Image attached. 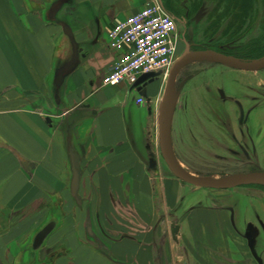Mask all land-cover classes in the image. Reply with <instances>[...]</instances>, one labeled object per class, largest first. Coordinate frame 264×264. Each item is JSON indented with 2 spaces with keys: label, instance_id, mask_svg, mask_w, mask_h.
Returning a JSON list of instances; mask_svg holds the SVG:
<instances>
[{
  "label": "crops",
  "instance_id": "obj_1",
  "mask_svg": "<svg viewBox=\"0 0 264 264\" xmlns=\"http://www.w3.org/2000/svg\"><path fill=\"white\" fill-rule=\"evenodd\" d=\"M56 1L0 0V264H227L244 249L241 224L155 158L166 79L103 84L121 55L109 31L158 0H70L51 19ZM63 23L82 51L57 88L73 53Z\"/></svg>",
  "mask_w": 264,
  "mask_h": 264
},
{
  "label": "rangeland",
  "instance_id": "obj_2",
  "mask_svg": "<svg viewBox=\"0 0 264 264\" xmlns=\"http://www.w3.org/2000/svg\"><path fill=\"white\" fill-rule=\"evenodd\" d=\"M183 1L195 18L193 19L195 28L191 38L197 43L196 48L241 52L245 49L243 43L252 40L256 42L257 36L262 32L256 18L257 15H255L250 35L252 37H243L242 41L239 40L240 36L244 34L240 30L233 35L228 22L231 18L226 19L218 29L211 33L209 24L214 19L212 14L215 10H221L224 7V0H167L170 6L179 9ZM261 3L258 0L259 11ZM232 38L235 40L232 41ZM234 45H238V47L232 48ZM253 49L255 52L257 51L256 46ZM184 51L185 44L179 41L176 44L174 60L179 58ZM244 53L249 54V51L242 52V54ZM159 74L167 81L165 74L162 72ZM186 74H193V77L182 90L173 121L174 148L185 167L205 176H216L228 172L230 168H227L228 163L224 159L228 155V151L223 146H233L231 133L241 135L242 129L239 128V122L243 112L248 118L246 123L248 131L250 130V133L255 136L258 151H260L259 159L262 168H264V69L248 71L222 64L196 62L179 74L178 84ZM156 153L155 158L165 163L160 150L158 133ZM250 164L252 165V163ZM245 167L247 165L244 166L241 163L237 170L246 169ZM250 188L235 189L234 197L239 205V212L237 211L239 225L248 218L254 220L255 214L252 212V208L254 212L263 216L262 199L258 194H262L264 197V188L260 187L255 190ZM260 189L263 191L261 192ZM205 191H207L206 188L200 187L194 196L204 200ZM216 192L225 196L230 190H217ZM221 199L223 200L224 197ZM250 230L253 231V227ZM255 230L258 233L254 232V237L261 235L260 226L256 225ZM250 247L248 255L252 259Z\"/></svg>",
  "mask_w": 264,
  "mask_h": 264
},
{
  "label": "water",
  "instance_id": "obj_3",
  "mask_svg": "<svg viewBox=\"0 0 264 264\" xmlns=\"http://www.w3.org/2000/svg\"><path fill=\"white\" fill-rule=\"evenodd\" d=\"M69 1L70 0H57L50 9L49 17L53 19L62 6ZM62 26L65 34L71 41L73 53L71 60L56 71L54 85L57 88L63 84L65 77L78 66L80 63V53L82 51L80 44L75 39L71 26L67 23H63ZM196 62L222 64L248 71L264 69V56L255 59H243L214 49L190 50L188 47L183 54L174 61L169 71L163 96L159 105L158 137L164 161L174 176L198 187L224 189L251 183L264 185V172L239 173L225 177L204 176L189 171L178 159L173 144V121L180 97V90L187 81L186 79L178 84V76L185 67ZM156 74L157 73H149L142 75L136 81V85L144 88L147 81L153 78ZM56 101L58 103L60 102L59 94L56 95ZM68 150L73 166L72 194L77 200H79L78 190L82 174L81 157L74 150L70 135L68 136ZM54 227L55 222L52 221L37 233L33 242L34 249L39 248L43 244L44 240ZM177 232L178 228H175L173 231L174 238H177Z\"/></svg>",
  "mask_w": 264,
  "mask_h": 264
},
{
  "label": "flooded vegetation",
  "instance_id": "obj_4",
  "mask_svg": "<svg viewBox=\"0 0 264 264\" xmlns=\"http://www.w3.org/2000/svg\"><path fill=\"white\" fill-rule=\"evenodd\" d=\"M160 1L163 4L165 10L175 19L177 43L179 41H182L185 44V50L188 47L190 50L212 49V48H196L198 45L191 38L192 33L194 32V28H195V22L193 21V19H195V18L192 16L193 14H191L190 10L186 8L184 1L182 4H180L181 5L180 9L178 7L170 6L167 1H165V4L163 3V0H160ZM260 2H262L261 6H260V11L258 10V7H257V12L256 11L253 12L252 15L246 19L245 24L241 28H239L240 25H237L235 27L236 31L240 30L241 32H244V34L240 36L239 40L242 41L246 37H248V38L252 37L250 35H251L253 25H254L253 24L254 16L257 15L256 18L258 19V21L260 23L262 32H261V34H259V36H257L256 42H254L252 40L250 42L243 43V47L245 49L241 50V52L237 51V50H229V51H223L221 49H214V50H217V51H220V52H223L226 54H231V55L237 56L239 58H243V59H255V58H260V57L264 56V9H263V0H260ZM234 40L235 39H233L232 41H234ZM258 44H260V46L257 48V51L255 52V49H253V48H255V46H257ZM236 46L238 47V45H234L232 48H234ZM244 51H249V54H247V53L242 54V52H244ZM208 64H214V63H208ZM190 65L185 67L182 70V72L186 68H188ZM261 70H263V69H261ZM192 77H193V74H186L183 78H181L179 83H181L183 80H186V79H187V81H186V83H187ZM186 83L184 84V86L186 85ZM184 86L180 90L179 99L182 96V90H183ZM247 121H248V118H246V116L242 112V117L240 118V122H239L240 123L239 128L242 129L241 135L238 136L234 133H231V139H232L233 146H225V145L223 146L224 149L228 151V155L225 156L224 159L228 163L227 168H230L229 171L224 172L221 175L218 174V175L212 176V177H225V176H231V175L239 174V173L264 172V168H262V166H261V162H260L261 160L259 159V157H260L259 152L260 151H258L259 149H258L257 142L255 140V136L252 133H250V130L248 131V126L246 124ZM178 159L180 160L182 165L185 167L182 160L180 158H178ZM241 163H243L244 166L247 165V167H245L246 169L237 170V168L240 167ZM250 163H252V165ZM235 167H236V169H235ZM248 167H250V168L248 169ZM193 173H195V172H193ZM195 174H198V173H195ZM198 175H202V174H198ZM249 187H251L250 188L251 190H255V189H259L260 187L264 188V185L251 183V184H243V185H239V186H235V187H231V188H224V189H215V188H206V189H210V190H214V191H217V190L229 191L230 190V192L225 194V196L219 195L220 197L218 198V202L223 203V206L226 207L229 210V212L231 213L234 223L236 221V224H237L240 222V220L237 219V211L239 212V210H238L239 205L235 201V197H234L235 192H236L235 189H238V188L249 189ZM262 191H263V189L261 190V192ZM258 196L262 199L263 216H261L257 212H254L253 208L251 209L252 212L255 214L254 220L253 219L251 220L250 218L244 220V222L241 223L242 229H239L240 234L244 240V249L242 251L240 250L239 252H236L234 259L232 258L231 260H229V262L227 264H264V197L262 194H258ZM221 197H224V199L222 200ZM256 225L261 227V235H259L258 237H254V235H253L254 232H257L255 230ZM251 227H253V229H254L253 231L250 230ZM250 246H252V247H250ZM249 247H250L252 259L248 255L249 254Z\"/></svg>",
  "mask_w": 264,
  "mask_h": 264
},
{
  "label": "built area",
  "instance_id": "obj_5",
  "mask_svg": "<svg viewBox=\"0 0 264 264\" xmlns=\"http://www.w3.org/2000/svg\"><path fill=\"white\" fill-rule=\"evenodd\" d=\"M108 38L110 48L121 55L104 77V85L135 83L144 74L158 72L167 78L175 61L176 22L159 0L116 23Z\"/></svg>",
  "mask_w": 264,
  "mask_h": 264
},
{
  "label": "trees",
  "instance_id": "obj_6",
  "mask_svg": "<svg viewBox=\"0 0 264 264\" xmlns=\"http://www.w3.org/2000/svg\"><path fill=\"white\" fill-rule=\"evenodd\" d=\"M165 1L167 0H163L164 4ZM257 5L258 0H224V7L221 10H215L212 14L214 19L209 24V31L213 33L226 19L231 18L228 22L231 25V33L234 35L237 33L235 27L240 25L239 28H241L245 24L246 19L256 11ZM259 46L260 44L256 48Z\"/></svg>",
  "mask_w": 264,
  "mask_h": 264
}]
</instances>
